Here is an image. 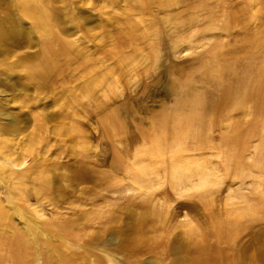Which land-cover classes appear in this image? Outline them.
I'll list each match as a JSON object with an SVG mask.
<instances>
[{
	"label": "rangeland",
	"instance_id": "rangeland-1",
	"mask_svg": "<svg viewBox=\"0 0 264 264\" xmlns=\"http://www.w3.org/2000/svg\"><path fill=\"white\" fill-rule=\"evenodd\" d=\"M261 44L264 0H0L6 229L76 264H173L168 241L193 248L230 219L235 243L208 238V264H264V89L226 96ZM188 89L209 110L179 142Z\"/></svg>",
	"mask_w": 264,
	"mask_h": 264
},
{
	"label": "bare ground",
	"instance_id": "bare-ground-1",
	"mask_svg": "<svg viewBox=\"0 0 264 264\" xmlns=\"http://www.w3.org/2000/svg\"><path fill=\"white\" fill-rule=\"evenodd\" d=\"M29 2L25 3L26 8H29ZM23 9L25 10V7ZM29 13H30V11H29ZM263 45H262V47H263ZM258 46H260V45L258 44ZM263 50H264V48H263ZM254 56H255V54L252 55L251 61H253V60H257V61L252 62L254 64H250V62L249 63L247 62L245 66L243 64L241 69L243 67L246 68V70H245L246 73L244 72V68H243V72H241V73L238 72L239 74L234 73L235 75L238 74L240 76L238 77V75L237 76L234 75L236 77V78L235 77L234 78L237 80V81H234L235 86L227 88V90H226V96L227 97H232L234 99H236V98L240 99V101L237 102V104H240L243 106H245L244 104H246L248 101H250L252 96L255 95V93H254L255 91L260 90V89H264V79H261V78L259 79V77H258V76L261 77L262 73H264L263 72V70H264L263 65L264 64H258V61H259L258 58L259 57L257 59H254L255 58ZM256 57H257V55H256ZM235 64H236V62H235ZM236 65L238 66V63ZM228 67L229 68L230 67L235 68V65H233L232 63H228V61L222 62L220 64V66L216 68L215 71L219 70L218 72H221V70L228 68ZM253 67H257L259 70L257 68H256V70H258V72L261 74L258 76L256 75L258 77L257 79L259 82V86L261 85L260 88L255 87L256 90L253 87L254 86L253 83H251V80L249 78L250 74L248 71L250 68H253ZM235 70H236V68H235ZM256 70L254 68L252 69L253 72L250 70L252 72L251 78H253V76H254L253 74H255L254 71H256ZM263 77H264V75H263ZM254 81H255V79H254ZM255 82H257V80ZM262 85H263V87H262ZM189 89L186 90V92H185L186 95H185V97L183 99V103H182V107L184 109H187L188 112L185 113L183 117H179V118L177 117L175 120L176 121L175 122V130L177 133L175 132V134H174L175 138L174 139H177L179 142H182L183 139H186L188 137L190 138V136H194L196 138H197V136H199V128H205L204 126L206 124L204 122V117H205V114L208 113L207 111L209 110L208 107L205 106V103L202 101V99L199 97V95H195L193 93V91L191 92V90H189ZM188 91H190V93H188ZM230 100L231 99H229L227 101H230ZM254 128H256V127L254 126ZM164 137H165L164 135H160V134L154 135L152 137L153 144H154V151L156 150L157 153H160V152L162 153V150L164 149V147H163ZM180 145L183 146V143H181ZM177 156H180V155H177ZM173 159H174V157H173ZM181 159H182V161L184 160L183 158H181ZM188 162H190V161H188ZM177 167L182 168L183 166L178 165ZM185 167H186V165H185ZM179 168L177 169V172L179 171ZM187 169H189V168H187ZM187 171H190V169ZM181 172H182V170H181ZM172 173H174V169H173ZM183 173H184V171L182 172V174ZM186 173L188 174V172H186ZM187 174H185V175H187ZM172 176H175V175L172 174ZM188 176H190V175H188ZM203 177H206V175ZM174 178H175V181L178 179V177L177 178L173 177V179ZM3 215H4V207H2V205L0 204V255L2 254L1 248L5 247V249L9 252L8 255L7 254L6 255L11 258L13 264H34L33 260L31 259L33 253L36 255L35 258H39L38 256L40 254H43V255H41V257L43 256L42 258H44L47 262L50 263L52 261H55V262H52V264H76L73 257H69V256L66 257L60 253H58L60 255H58V254L55 255V253L53 255L51 253V251H53V250H51L50 246L46 250L42 251V248L40 249L37 245L38 240L33 235H30L31 234L30 232L28 233V232L24 231L25 232L24 233V232H22V230H17L18 228H16L14 225H11V223L10 224L8 223L9 224L8 228L10 230L6 229V226H4V225H7V223L5 224L2 221V220H4L2 218ZM237 224H238V222L234 221V220H230V219L223 220L218 226L217 233H213V235H211V236H210V234L205 233L203 235H200V238L196 239L192 243H190L192 241V239H190L189 243L191 245H193V248L191 246L187 247L188 244L181 246L178 243V241L177 242H174V241L169 242L168 241L167 244L165 245V247L168 250L172 251V255H173L172 263L173 264H208L209 260L211 259L210 255H207L208 250L210 248L209 244L207 243L208 238L215 237L217 240H219L221 242L226 240V238H227L228 241L231 242L230 244L232 245L233 243H235L236 228L238 227ZM1 226H4V227H1ZM28 230H30V229L28 228ZM211 231H213V230H211ZM185 247H187L185 250V253L184 254L180 253V250L182 248H185ZM225 256L230 260L229 264H239L238 260H239L240 256H238L237 253H233L230 256L228 254H226ZM2 263H3V258L0 257V264H2Z\"/></svg>",
	"mask_w": 264,
	"mask_h": 264
}]
</instances>
